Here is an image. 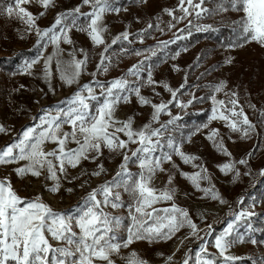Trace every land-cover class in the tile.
I'll return each mask as SVG.
<instances>
[{"label":"rangeland","instance_id":"obj_1","mask_svg":"<svg viewBox=\"0 0 264 264\" xmlns=\"http://www.w3.org/2000/svg\"><path fill=\"white\" fill-rule=\"evenodd\" d=\"M13 3L14 0H0V63L18 58L22 53L29 52L32 55L28 57L29 60L22 61L13 73L0 69V126L6 129L0 133V149L16 140L18 134L32 125L33 117H38L43 109L63 107L61 102L70 98L80 86L94 80L107 84L114 79L126 78L130 87L139 89V96L126 93L128 102H121L116 107L115 118L120 121L131 118L133 129L137 130L146 124H151L153 128L168 125V130L163 132L160 139L163 151L170 153L172 159L162 163L163 171H157L152 183L157 189H173L174 196L173 201L156 207H168L175 203L186 210L198 225V235L203 240L191 236V230L184 227L169 240L133 242L129 247L122 248L119 255L112 257L115 264H125L122 257H130L132 253L138 254L148 264H165L168 256H173L172 264H182L189 250L192 255L189 264H195L199 244L201 248L207 245L210 254L217 253L214 247L215 237L234 221L233 211L240 209L250 210L255 214L237 224L231 239L243 237V242L233 244L228 254L237 257L233 264H264V240L254 239L253 243L249 238L252 224L264 227V175H261V170H264V116L261 115L264 113V46L256 42L244 44L243 40L238 39V45H219L213 37L223 33L216 30L215 34L207 37L199 35L185 50L186 43L182 41L190 38L198 29L194 15L178 22L165 11L174 10L176 17L183 15L179 10V0H112L113 7L118 8L119 12L110 11L103 17V24L107 28L103 33L105 44L94 45L86 32L71 27L68 36L72 43L62 41L59 45L61 52L56 56L55 45L48 43L38 47L35 32L26 31V25L15 16H7L4 9ZM22 6L34 15L36 25L41 30L49 28L58 14L78 6L81 13L91 11V7L83 5L82 0H54L47 9L38 0H30ZM189 20L192 21L191 26L188 25ZM66 23L70 24L71 21ZM77 23H86V18L80 16ZM149 24L153 27L149 28ZM170 24L175 27H169ZM125 32L129 34L128 40L111 44L117 35ZM164 42H167L166 45ZM240 44L243 46H239ZM105 47H108L107 55L110 57L106 61V72L98 70ZM169 50L177 52L172 59L164 54ZM73 52L76 59L87 56V63L78 82L68 85L61 79L57 60L68 61L72 59L69 54ZM153 52L156 54L153 55ZM161 55L165 56L164 59L159 58ZM48 56H53L54 59L50 66L51 75L46 78L44 68ZM33 58H38V62L30 72H24L22 69L25 61ZM141 64L138 76L129 74L130 69ZM149 74L155 83H149ZM221 82L226 84L224 90L214 92L213 86ZM165 85L177 92L175 100ZM99 91L97 88V94ZM232 92L238 93L239 104L255 126L254 131L248 135H244L242 131L233 132L228 121L212 119L215 105L210 97L215 95L217 100L227 101ZM141 96L152 104H167L168 110L160 114L158 121L153 122L155 110L151 104H142ZM173 117H177L175 123L168 124ZM69 130L70 126L65 125L63 131ZM214 131L217 134L209 139ZM120 137L126 139L123 134ZM169 139L179 151L199 159L185 163L178 152L168 148ZM220 144L231 153L230 156L218 148ZM55 147L53 143H46L44 146L45 151ZM67 147L74 148L76 145L69 143ZM136 147L137 145H130L132 149ZM102 152L95 160H82L75 168L69 166L66 175L58 173L61 177L60 190L56 193L49 191L54 182L47 179L46 170L39 177L30 174L21 177L16 174L15 169L24 166L27 161L0 165V179L7 177L20 197L32 199L40 196L54 210L71 213L92 189L111 180L119 170L123 154L110 152L107 148H102ZM128 154L131 155L130 152ZM155 155L159 156L160 151ZM241 159H246L248 163L240 165L238 161ZM226 163H235V169L227 172L222 170L221 166ZM98 165H103L104 171L99 176L91 175L98 170ZM128 169L134 176L140 171L136 162H129ZM237 170L239 178L235 175ZM196 172H201V176L206 177L199 180L200 188L195 187L184 175ZM170 179L171 184L168 183ZM255 188L259 189L257 193L261 199H251L256 192ZM68 189L72 191L69 192ZM208 189L212 191L209 192ZM117 191L121 194L124 207H109L106 211L121 218L128 217L130 197L122 189ZM213 194L219 198L214 199ZM241 198L244 203L238 204L237 201ZM221 199L227 203H220ZM209 225L213 231L206 235ZM126 237L127 233L121 229L120 239Z\"/></svg>","mask_w":264,"mask_h":264},{"label":"snow or ice","instance_id":"obj_2","mask_svg":"<svg viewBox=\"0 0 264 264\" xmlns=\"http://www.w3.org/2000/svg\"><path fill=\"white\" fill-rule=\"evenodd\" d=\"M29 2L30 0H14L13 5L7 6L4 12L7 16H15L22 21L26 25V31L35 32L38 37V47L48 43L55 45L56 56H59L61 52L59 45L62 41L72 43L68 36L71 27H77L80 31L86 32L94 45L105 44L103 33L107 31V28L103 24V17L110 11L119 12L118 8L113 7L112 0H82L83 5L91 7L90 12L81 13L78 6L58 14L49 28L41 30L36 25L34 15L22 6ZM53 2L54 0H38L45 9ZM203 3L204 0H179V10L183 13L179 17L174 15V10L165 9V11L178 22L193 15L199 19L201 14L207 11L201 7ZM232 6L243 13L237 22L240 39L245 43L256 42L264 46V0H232ZM80 16L86 18V23H77ZM69 20L71 23H66ZM188 25H192L191 20L188 21ZM148 27L152 28L153 25L149 24ZM169 27H175V25L170 24ZM128 37L127 32L121 33L111 41V44L115 45L121 40L126 41ZM164 43L166 45L167 42ZM239 46L242 47L243 44ZM107 53L108 47H105L98 66L100 71H107L106 61L110 60ZM69 55L72 59L57 60V63L60 67L61 79L68 85H72L78 82L83 67L87 63V56L84 59H76L74 52ZM53 59V56L46 58L44 68L46 78L51 75L50 66ZM37 62L38 58L25 61L22 70L26 73L30 72ZM141 69L142 64L134 66L129 70V74L138 76ZM149 83H155L151 80L150 74ZM165 87L175 100L177 92L168 85ZM225 87L226 84L221 82L213 86V91L221 92ZM97 88L100 89L99 94L96 92ZM126 93H135L139 96V89L130 87L126 78L114 79L107 84L98 80L84 84L70 98L61 102L63 107L43 109L38 117H33V124L25 127L18 134L16 140L0 149V165L27 161L24 166L15 169L18 176L30 174L39 177L46 170L47 179L54 182L49 188V191L53 193L60 190L61 177L58 173L66 175L69 166L75 168L82 160L97 159L103 154L102 148L123 154L122 163L115 176L92 189L71 213L54 210L40 196L32 199L20 197L7 177L0 179V264H115L112 257L119 255L122 248L129 247L133 242L169 240L184 227L191 230V236L203 240V237L198 235V225L193 222L186 210L175 203L168 207H156L158 204L173 201L174 196L173 189H157L152 183L157 171H163L162 163L172 159L170 153L163 151L160 139L163 132L168 130V125L153 128L151 124H146L137 130L133 129L131 118L124 121L117 120L115 110L121 102H128ZM210 98L215 105L212 109V119L228 121V126L233 132L242 131L244 135H248L249 132L254 131L255 126L239 104L238 93L232 92L227 101L217 100L215 95ZM140 102L151 104L155 110L152 116L153 122L158 121L160 114L168 110L167 104H152L142 96ZM261 115L264 116V113ZM176 119L177 117H173L168 124H174ZM65 125L70 126L69 131H63ZM5 131L6 129L0 126V133ZM120 134H123L126 139H121ZM216 134L214 131L209 139H213ZM46 143H53L56 147L45 151ZM69 143H74L76 147L68 148ZM130 145H137V147L132 149ZM167 146L174 152H178L185 163L199 159L179 151L171 139L167 141ZM218 148L225 155H231L222 144L218 145ZM158 150L160 155L156 156ZM129 152L131 155L128 154ZM91 153L96 155H90ZM129 162L138 163L140 171L135 176L128 169ZM238 163L246 165L248 161L241 159ZM193 166L199 167V165ZM221 167L227 172L235 169L236 165L226 163ZM103 171V165H98V170L91 175L99 176ZM184 175L197 188H200L199 180L206 178L201 176V172ZM235 175L239 178L238 170ZM261 175H264V170H261ZM168 183L171 184V179ZM117 189H122L130 197L128 217L131 223L128 225L124 224L121 217L106 211L109 207L113 209L124 207L123 199ZM68 191L71 192L72 189ZM213 198L219 197L213 194ZM220 203L227 202L221 199ZM237 203L243 204L244 199L241 198ZM232 214L234 221L215 237L214 247L217 253L210 254L205 245L197 253L195 264H218V262L233 264L237 260V257L228 252L233 244L243 242V237L236 239L231 237L237 224L249 219L255 213L240 209L234 210ZM121 229L127 233L126 239H120ZM212 231V226L209 225L206 235L211 234ZM252 242L255 243V241ZM122 259L125 260V264H148L136 253ZM191 259V250H189L182 264H189ZM172 261L173 256H168L165 264H172Z\"/></svg>","mask_w":264,"mask_h":264},{"label":"trees","instance_id":"obj_3","mask_svg":"<svg viewBox=\"0 0 264 264\" xmlns=\"http://www.w3.org/2000/svg\"><path fill=\"white\" fill-rule=\"evenodd\" d=\"M202 8L207 9V11L203 12L199 19L195 18L194 21H197L196 26L198 30H195L194 34L190 38L182 41L186 43L184 49L187 50L189 46H191V44L195 42L199 35L207 37L208 35L215 34L216 30H220L223 33V35L221 36L217 34L213 37V40H217V44L223 46L238 45L236 39H238L239 41H241V39L239 37L237 22L243 16V13L233 8L231 0H204ZM244 44L246 43L244 42ZM176 53V50H169L167 52H164L166 57H168L169 59L175 57L177 55ZM31 55L32 54L29 52L22 53L18 58L7 60L4 64L0 63V69L5 72L13 73L20 67L21 62L24 60H29L30 58L28 57ZM163 57L165 56L161 55L159 58L164 59ZM198 115L202 116L203 114ZM255 190L256 192L251 199H261V196H259V194L257 193L259 189L255 188ZM122 219L125 225L131 223L129 217H123ZM249 231V238L251 239V241H253L254 239L257 241L264 240L263 226H255L254 224H252ZM200 249L201 244H199L196 250L200 251Z\"/></svg>","mask_w":264,"mask_h":264}]
</instances>
